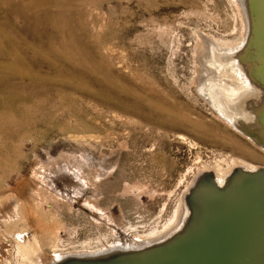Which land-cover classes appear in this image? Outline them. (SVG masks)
<instances>
[{
  "label": "rangeland",
  "instance_id": "1",
  "mask_svg": "<svg viewBox=\"0 0 264 264\" xmlns=\"http://www.w3.org/2000/svg\"><path fill=\"white\" fill-rule=\"evenodd\" d=\"M247 34L239 0H0V264L161 243L202 172L263 166L211 65Z\"/></svg>",
  "mask_w": 264,
  "mask_h": 264
},
{
  "label": "water",
  "instance_id": "2",
  "mask_svg": "<svg viewBox=\"0 0 264 264\" xmlns=\"http://www.w3.org/2000/svg\"><path fill=\"white\" fill-rule=\"evenodd\" d=\"M239 2L248 34L216 61L234 62L249 79L250 91L228 108L248 117L231 124L264 150V0ZM227 179L221 187L215 171L202 172L185 196L182 229L161 243L72 253L53 264H264V165H238Z\"/></svg>",
  "mask_w": 264,
  "mask_h": 264
},
{
  "label": "bare ground",
  "instance_id": "3",
  "mask_svg": "<svg viewBox=\"0 0 264 264\" xmlns=\"http://www.w3.org/2000/svg\"><path fill=\"white\" fill-rule=\"evenodd\" d=\"M216 58V57H215ZM215 60V59H214ZM213 67H214V69H216V71H218V74H219V77H220V82H222V79H221V77L224 75L223 74V71H224V67L222 66V64H216V63H212L211 64ZM232 65V64H231ZM230 66V65H229ZM211 67V66H210ZM237 67V66H236ZM213 69V70H214ZM231 71H233L232 73V77H230L231 79H235L236 78V81L238 80L240 83H241V85L245 82V80H243L244 78L241 76V74L242 73H240L239 72V70L237 71L236 69H235V67L234 66H231ZM230 79V80H231ZM231 82V81H230ZM232 82H234V81H232ZM238 82V83H239ZM224 84H227L225 81H224ZM222 85V84H221ZM245 85V84H244ZM226 86V85H225ZM237 86V85H236ZM248 86V85H247ZM228 87H229V89L228 88H225L224 90L227 92V94H226V98H228V99H235V96H236V92H237V87H234L233 85H231V83L230 84H228ZM238 87H239V85H238ZM225 95V94H224ZM241 98V97H240ZM227 99V100H228ZM237 114H239L241 117H244V118H247L248 116H247V114L245 113V112H241V111H237ZM241 152L243 153V154H245L246 153V150H244V149H241ZM247 156H249V157H252V159L253 158H255V159H257V160H259V161H261L262 163H264L263 162V158L261 157V156H259L258 154H256L255 152H253V151H250V153L248 154H246ZM251 159V160H252ZM256 160V161H257ZM245 166L247 167V168H249V169H251V170H255L256 168H257V166L254 164V163H247V164H245ZM217 182L219 183V186H221V187H224L226 184H227V182H228V179H227V177H225V173L223 172V171H220V176L217 178ZM187 214H188V211H187ZM187 216V215H186Z\"/></svg>",
  "mask_w": 264,
  "mask_h": 264
}]
</instances>
